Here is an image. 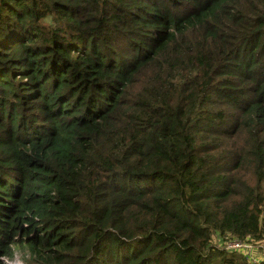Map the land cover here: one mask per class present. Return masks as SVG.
I'll list each match as a JSON object with an SVG mask.
<instances>
[{
	"label": "trees",
	"instance_id": "obj_1",
	"mask_svg": "<svg viewBox=\"0 0 264 264\" xmlns=\"http://www.w3.org/2000/svg\"><path fill=\"white\" fill-rule=\"evenodd\" d=\"M264 0H0V264H264Z\"/></svg>",
	"mask_w": 264,
	"mask_h": 264
},
{
	"label": "built area",
	"instance_id": "obj_2",
	"mask_svg": "<svg viewBox=\"0 0 264 264\" xmlns=\"http://www.w3.org/2000/svg\"><path fill=\"white\" fill-rule=\"evenodd\" d=\"M225 249L241 252L251 263L264 262V245L257 244L253 241L226 240Z\"/></svg>",
	"mask_w": 264,
	"mask_h": 264
},
{
	"label": "rangeland",
	"instance_id": "obj_3",
	"mask_svg": "<svg viewBox=\"0 0 264 264\" xmlns=\"http://www.w3.org/2000/svg\"><path fill=\"white\" fill-rule=\"evenodd\" d=\"M28 254L22 249H16L13 260L4 259L6 264H28L24 257H27Z\"/></svg>",
	"mask_w": 264,
	"mask_h": 264
}]
</instances>
